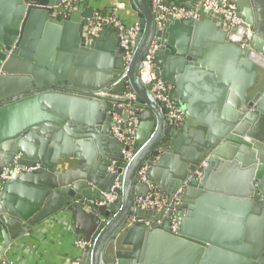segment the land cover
I'll use <instances>...</instances> for the list:
<instances>
[{"label": "water", "instance_id": "water-1", "mask_svg": "<svg viewBox=\"0 0 264 264\" xmlns=\"http://www.w3.org/2000/svg\"><path fill=\"white\" fill-rule=\"evenodd\" d=\"M151 1L131 0L139 32L126 66L119 31L87 38L95 7L68 14L63 0H0V171L13 168L19 154L21 166L42 164L1 184L2 255L65 209L89 243L78 264H259L264 202L252 198L264 192V0H234L243 23L229 30L206 12L202 20L171 19L158 30ZM248 25L255 34L244 48ZM155 40L156 75L171 87L181 126L140 78ZM129 90L139 101L123 99ZM120 105L144 111L131 115ZM114 114L138 125L133 159L111 171L125 161ZM88 138L98 139L100 153L71 167L68 159L81 157L75 152ZM49 145L53 158L52 150L45 153ZM144 165L160 194L182 191L177 211L138 207L149 192L140 184ZM118 178L120 204L101 205Z\"/></svg>", "mask_w": 264, "mask_h": 264}, {"label": "built area", "instance_id": "built-area-1", "mask_svg": "<svg viewBox=\"0 0 264 264\" xmlns=\"http://www.w3.org/2000/svg\"><path fill=\"white\" fill-rule=\"evenodd\" d=\"M75 0H63V10L67 13H71L78 9L74 7ZM151 9L155 16L156 27L158 30L165 28L167 23L171 19L178 20H202L206 14L218 17L225 25L226 29L237 27L243 23L239 16L238 5L234 0H152ZM111 28L117 30L120 33V45L125 52L124 61L128 66L134 56L136 49V37L139 32L138 23L131 25L126 24L120 17L118 9L114 8L105 12L96 11L93 17L89 20L88 25L85 27V33L87 38L90 40L98 37L105 29ZM254 28L248 25L246 33L242 42V47H250L251 42L254 38ZM160 47L157 40L152 43V46L147 53L145 59L142 62V68L140 70V78L143 84L149 87L150 92L154 98L163 104L166 111V116L172 124L182 125L183 124V112L176 107L175 102L169 97V91L171 90L168 85L161 78L156 75V62L154 51ZM101 97L110 98L111 96L107 92L99 94ZM123 99H129L134 101L136 95L129 91L123 96ZM131 115H135V112L130 110ZM138 121L136 118H132L128 124L125 123L124 119L114 114L112 123V132L117 139L123 144L124 149L122 154L124 156V164L118 166L117 163H113L110 170L113 171L117 167H122L126 163H129L135 155V132ZM21 154L16 155L14 158V167H5L0 171V189L1 184L11 181L19 174L27 172H38L42 169L41 163H32L28 166H21L20 160ZM123 173L120 174V177ZM140 184L146 187L149 192L145 197L137 200L138 207L142 209L152 208L160 211L165 208L167 211H177L182 201V191L179 190L173 196L160 194L155 187L152 185L149 179V165H144L139 171ZM201 176V173H198ZM122 188V180L117 179L115 185L112 188V193L107 194L101 205L105 204H120L121 195L114 192V189ZM173 229L177 230V219L172 217ZM137 222V218L133 217L127 223L128 226H132ZM146 223H150L147 221ZM79 246L85 248L89 245L88 242L80 240ZM0 264H12L6 261H0Z\"/></svg>", "mask_w": 264, "mask_h": 264}, {"label": "crops", "instance_id": "crops-1", "mask_svg": "<svg viewBox=\"0 0 264 264\" xmlns=\"http://www.w3.org/2000/svg\"><path fill=\"white\" fill-rule=\"evenodd\" d=\"M91 6L95 7L96 11H108L117 8L120 17L126 24L131 25L138 22L137 14L131 8V0H88L86 5L78 10L83 11ZM227 100L228 99H225L224 105ZM134 101H139V98L136 97ZM118 107L123 108L129 113L130 110L135 113L144 111V109L136 108L133 105H120ZM227 115L226 112H222L218 115V118L225 123ZM153 119L155 123L156 115L154 114L152 115V120ZM155 130L156 129L153 128L150 134H153ZM148 133L149 131H144L142 136L144 143L148 142L150 139V134L148 135ZM34 145L38 146V143ZM60 147H62L61 143ZM106 147L109 149L110 153H112L108 144ZM79 148V152H75V154H80L81 157L77 159L74 158V160L71 158L68 159L72 163L71 167L77 168L79 165L84 167L90 160L95 161L96 153H100L98 139L96 141V139L90 138L89 140L88 138ZM46 149V154L49 150H52L53 158L56 148L49 145ZM113 153H115V151H113ZM61 171L63 170L61 169ZM80 240L82 239H80L73 227L71 215L66 212L65 209H62L52 217L36 225L26 234L23 240L15 241L7 252L2 255L1 250L4 245V238L2 234V223L0 222V261H6L12 264H78L81 250L83 249L78 244Z\"/></svg>", "mask_w": 264, "mask_h": 264}, {"label": "flooded vegetation", "instance_id": "flooded-vegetation-1", "mask_svg": "<svg viewBox=\"0 0 264 264\" xmlns=\"http://www.w3.org/2000/svg\"><path fill=\"white\" fill-rule=\"evenodd\" d=\"M135 152H136V146H135ZM210 154H212V152ZM252 199H253V201H255L258 204L263 203L264 202V192L261 189H258L257 190V197L256 198H252ZM258 259L259 260H257V261H258L259 264H264V249L260 250Z\"/></svg>", "mask_w": 264, "mask_h": 264}, {"label": "trees", "instance_id": "trees-1", "mask_svg": "<svg viewBox=\"0 0 264 264\" xmlns=\"http://www.w3.org/2000/svg\"><path fill=\"white\" fill-rule=\"evenodd\" d=\"M87 1H88V0H75V1H74V7H73V8H75V9H81L83 6L86 5ZM98 11H100V12H105V11H103V10H98ZM68 13H69V12H68Z\"/></svg>", "mask_w": 264, "mask_h": 264}]
</instances>
